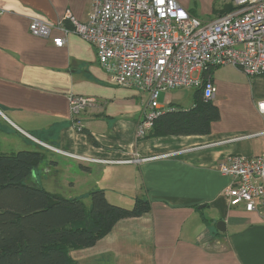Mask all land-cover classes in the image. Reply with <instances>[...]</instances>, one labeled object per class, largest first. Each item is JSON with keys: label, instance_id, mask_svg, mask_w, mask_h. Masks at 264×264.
<instances>
[{"label": "crops", "instance_id": "0c3cea01", "mask_svg": "<svg viewBox=\"0 0 264 264\" xmlns=\"http://www.w3.org/2000/svg\"><path fill=\"white\" fill-rule=\"evenodd\" d=\"M177 1L205 19L216 18L231 4L198 0L199 7H193L192 0ZM92 4L0 0V146L42 142L96 159L81 162L52 150L79 165L43 159L27 182L52 193L66 197L58 190L65 179L74 189L67 198L82 196L76 187L86 182L85 193L104 189L112 203L137 197L151 202L149 212L118 221L95 245L71 249V258L77 264H264V214L231 206L225 193L234 179L218 170L229 155L264 154V115L258 107L264 101V75L250 77L232 65L214 68L210 75L217 91L210 101L220 118L208 133L151 132L139 138L149 92L115 84L100 65L94 45L78 34L54 28L46 38L29 29L34 17L57 25L71 13L86 21ZM63 25L72 26L70 20ZM57 36L66 39L62 47L53 42ZM197 90L163 91L159 102L165 111L190 109ZM71 95L89 98L90 103L72 115ZM60 170H66L64 177L58 176ZM53 180L59 185L47 188ZM220 220L225 231L217 228Z\"/></svg>", "mask_w": 264, "mask_h": 264}, {"label": "built area", "instance_id": "2783aa9c", "mask_svg": "<svg viewBox=\"0 0 264 264\" xmlns=\"http://www.w3.org/2000/svg\"><path fill=\"white\" fill-rule=\"evenodd\" d=\"M231 2L232 11L205 21L177 0H93L86 21L71 13L57 25L34 17L29 29L46 38L54 28L65 35L78 34L94 45L100 65L115 84L149 92L137 128V136L143 138L165 111L159 102L161 92L196 88L211 100L217 88L210 73L226 65L238 67L250 77L264 75V0ZM63 20H70L72 26L65 27ZM65 41L64 36L53 38L59 47ZM89 103V98L71 95V114ZM258 107L264 115V101ZM40 144L81 162L96 161ZM218 170L234 179L225 193L231 206L243 205L247 211L264 214V154L229 155L220 161Z\"/></svg>", "mask_w": 264, "mask_h": 264}, {"label": "trees", "instance_id": "16d2710c", "mask_svg": "<svg viewBox=\"0 0 264 264\" xmlns=\"http://www.w3.org/2000/svg\"><path fill=\"white\" fill-rule=\"evenodd\" d=\"M228 4L222 13L232 11ZM219 14V15H220ZM190 109L164 111L149 131L153 135L206 134L220 118L219 109L202 89ZM46 154L36 150H0V264H77L71 249L91 247L122 220L151 210L148 199L137 197L132 207L110 202L104 189L90 193L91 205L67 198L27 179Z\"/></svg>", "mask_w": 264, "mask_h": 264}, {"label": "rangeland", "instance_id": "374dc122", "mask_svg": "<svg viewBox=\"0 0 264 264\" xmlns=\"http://www.w3.org/2000/svg\"><path fill=\"white\" fill-rule=\"evenodd\" d=\"M193 1V3H194V5H193V7H199V1L198 0H192ZM201 1V0H200ZM198 14V16L201 18V19H203V20H205V21H210V20H212V19H205L206 18V16L204 17V15L203 14H200L199 12H197ZM204 17V18H203ZM243 72V71H242ZM246 74V73H245ZM162 93V92H161ZM163 96V94L162 95H160V97H162ZM159 97V98H160ZM1 124H2V122H1ZM26 143H28V142H26ZM29 146V147H28ZM27 147H26V145H22V142L21 143H19V144H14L13 145V147H10V146H6L5 148L4 147H1L0 146V149H1V151H9V152H18V151H20V150H41L43 153H45L46 154V159L48 160V161H50V159H54V160H57V161H59L61 164H70V166L72 165L73 167H75V168H78L79 167V165H78V163H77V161H74V160H72V159H68V158H65V157H63V156H61V155H58V154H56L57 152H54V151H52V150H49V149H47L46 147H43V146H40V145H38V144H34V143H30L29 145H28ZM46 159L45 160H43L42 162H41V166L40 167H42V164L43 163H45L46 162ZM71 166V167H72ZM38 167L34 170L35 172H37L38 173ZM40 171V170H39ZM61 171V170H60ZM40 173H42L41 171H40ZM66 173V170H64V171H61L59 174H58V176L59 177H64V176H62L61 174H65ZM58 182L56 181V180H53V181H51V183H49V185H47V188H49V189H53V188H55V187H53V186H56V185H59V184H57ZM57 187V186H56ZM86 188H87V186H86V182H81V184L79 185V186H77L76 187V189H80V191L82 190V196L81 195H74V196H78V198H81L84 202H85V204L87 205V207H90V205H91V197H90V195H88V193H85L86 192ZM58 190L60 191V193H62L63 195H65L66 197H68V196H73V188L71 187V185L65 180V179H62L61 181H60V185H59V187H58ZM114 204H118V205H121V206H124V207H132L133 206V204H134V201H132V200H130V201H126V202H122V203H114Z\"/></svg>", "mask_w": 264, "mask_h": 264}, {"label": "water", "instance_id": "95a60500", "mask_svg": "<svg viewBox=\"0 0 264 264\" xmlns=\"http://www.w3.org/2000/svg\"><path fill=\"white\" fill-rule=\"evenodd\" d=\"M217 228L220 230V231H225L226 228H225V222L223 220H220L217 222Z\"/></svg>", "mask_w": 264, "mask_h": 264}]
</instances>
